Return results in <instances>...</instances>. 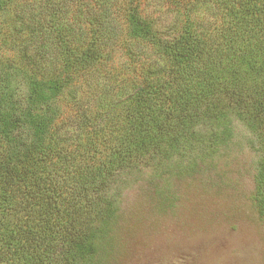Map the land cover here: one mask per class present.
<instances>
[{
  "label": "trees",
  "instance_id": "1",
  "mask_svg": "<svg viewBox=\"0 0 264 264\" xmlns=\"http://www.w3.org/2000/svg\"><path fill=\"white\" fill-rule=\"evenodd\" d=\"M5 16L16 55H0V264H87L118 202L105 182L157 144L217 149L235 120L257 143L264 218V0H18ZM9 64L28 101L8 90Z\"/></svg>",
  "mask_w": 264,
  "mask_h": 264
},
{
  "label": "rangeland",
  "instance_id": "2",
  "mask_svg": "<svg viewBox=\"0 0 264 264\" xmlns=\"http://www.w3.org/2000/svg\"><path fill=\"white\" fill-rule=\"evenodd\" d=\"M14 2L0 11V55L6 59L16 55L5 27ZM124 61L119 52L112 63ZM9 67L8 90L28 101L25 76ZM64 96L61 89L50 97L55 124L67 114ZM35 104L24 107L26 115L37 114ZM3 105L12 112L9 100ZM181 148L150 147L103 184L106 194L117 192L118 202L87 264H264V218L253 201L259 153L251 132L235 120L231 139L219 149L197 146L175 154Z\"/></svg>",
  "mask_w": 264,
  "mask_h": 264
}]
</instances>
